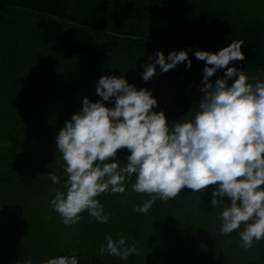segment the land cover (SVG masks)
Segmentation results:
<instances>
[{
	"label": "trees",
	"instance_id": "16d2710c",
	"mask_svg": "<svg viewBox=\"0 0 264 264\" xmlns=\"http://www.w3.org/2000/svg\"><path fill=\"white\" fill-rule=\"evenodd\" d=\"M232 40L244 42L245 59L228 66L264 79V0H0V264L69 254L79 264H264V239L245 250L237 231L220 235L213 185L201 194L182 189L138 214L135 205L148 196L132 191L133 175L125 193L98 197L107 224L85 212L65 226L49 206V189L59 185L46 173L60 174L64 164L55 137L85 96L101 99V75L123 74L150 89L169 123L190 119L205 67L194 51L216 52ZM181 49H189L190 67L157 66L141 79L149 56ZM128 154L118 150L121 165ZM106 234L123 235L137 254L127 261L98 254Z\"/></svg>",
	"mask_w": 264,
	"mask_h": 264
},
{
	"label": "clouds",
	"instance_id": "9594fccd",
	"mask_svg": "<svg viewBox=\"0 0 264 264\" xmlns=\"http://www.w3.org/2000/svg\"><path fill=\"white\" fill-rule=\"evenodd\" d=\"M242 40H232L218 51L197 49L204 61L201 97L190 119L168 122L150 89L137 88L123 74L101 75L95 89L101 98L85 96L82 107L58 131L56 149L64 161L62 172H47L52 185L49 206L65 226L77 224L81 213L107 224L109 215L98 197L131 189L148 199L135 205L147 214L157 199L168 201L182 189L202 193L209 185L211 208L218 212L219 233L238 232L247 250L264 239V79L249 77L231 61H242ZM191 66L189 49L156 51L144 64L141 79L177 64ZM224 69L222 77L210 78ZM114 101L109 107L105 102ZM127 149L121 165L118 150ZM227 202V203H226ZM106 234L98 254L127 261L137 254L123 235ZM21 264V262H19ZM44 264H79L76 255H59Z\"/></svg>",
	"mask_w": 264,
	"mask_h": 264
},
{
	"label": "rangeland",
	"instance_id": "374dc122",
	"mask_svg": "<svg viewBox=\"0 0 264 264\" xmlns=\"http://www.w3.org/2000/svg\"><path fill=\"white\" fill-rule=\"evenodd\" d=\"M194 113H195V112L190 111V112H187V113L185 114V116H186L187 118H191V117L194 115ZM2 249H3V248L0 247V251H1Z\"/></svg>",
	"mask_w": 264,
	"mask_h": 264
},
{
	"label": "water",
	"instance_id": "95a60500",
	"mask_svg": "<svg viewBox=\"0 0 264 264\" xmlns=\"http://www.w3.org/2000/svg\"><path fill=\"white\" fill-rule=\"evenodd\" d=\"M91 264H93V263H91Z\"/></svg>",
	"mask_w": 264,
	"mask_h": 264
}]
</instances>
